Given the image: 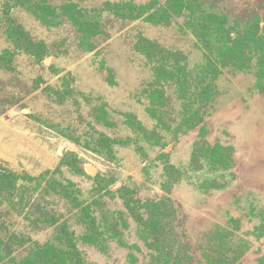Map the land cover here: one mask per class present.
<instances>
[{
  "label": "rangeland",
  "instance_id": "1",
  "mask_svg": "<svg viewBox=\"0 0 264 264\" xmlns=\"http://www.w3.org/2000/svg\"><path fill=\"white\" fill-rule=\"evenodd\" d=\"M0 175V264H264V0H0Z\"/></svg>",
  "mask_w": 264,
  "mask_h": 264
},
{
  "label": "trees",
  "instance_id": "2",
  "mask_svg": "<svg viewBox=\"0 0 264 264\" xmlns=\"http://www.w3.org/2000/svg\"><path fill=\"white\" fill-rule=\"evenodd\" d=\"M262 38V37H261ZM1 176V175H0ZM5 181H0V190H3L2 186L4 185ZM15 182L14 181H10L8 184H7V187L9 184L12 185L11 189H8L9 192L12 190V188L15 187ZM70 237H68L67 233L65 231H60V233H57V236H56V240L61 244V243H70Z\"/></svg>",
  "mask_w": 264,
  "mask_h": 264
}]
</instances>
